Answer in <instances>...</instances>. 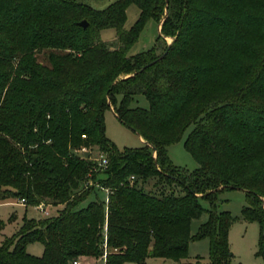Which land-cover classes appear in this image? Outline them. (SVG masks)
I'll return each instance as SVG.
<instances>
[{
  "label": "trees",
  "instance_id": "trees-1",
  "mask_svg": "<svg viewBox=\"0 0 264 264\" xmlns=\"http://www.w3.org/2000/svg\"><path fill=\"white\" fill-rule=\"evenodd\" d=\"M133 4L140 15L126 28ZM162 17L154 44L133 52ZM108 28L113 41L101 37ZM138 95L148 108L132 106ZM108 108L143 146L117 147L106 133ZM193 124L185 145L199 167L189 171L168 147ZM82 147L99 148L108 165L79 154ZM156 178L168 186L159 194L146 188ZM96 185L107 199L92 197ZM230 185L247 193L243 218L263 225L264 0H115L104 8L0 0V203L63 206L53 217L24 218L0 244V264L180 261L202 238L211 241L210 264H230L238 217L218 211V193ZM32 242L44 245L42 256L28 252ZM257 255L264 259L263 237Z\"/></svg>",
  "mask_w": 264,
  "mask_h": 264
},
{
  "label": "rangeland",
  "instance_id": "rangeland-1",
  "mask_svg": "<svg viewBox=\"0 0 264 264\" xmlns=\"http://www.w3.org/2000/svg\"><path fill=\"white\" fill-rule=\"evenodd\" d=\"M92 4L96 8H104L115 0H81ZM128 18L125 24L126 28H130L140 15V9L136 5H131L127 10ZM163 17L160 23L151 20L146 28L144 29L139 42L134 46L133 52H139L150 48L159 32L163 27ZM101 37L105 41H113L116 38V29L108 28L101 32ZM175 36H166L167 43H172ZM41 61H45V55L43 52L38 54ZM133 107H149V101L146 96L138 95L136 96ZM106 133L107 136L117 145L119 149L128 148H139L144 145V141L130 127L122 123L114 114L112 109H107L106 114ZM195 128V124L189 126L182 138L168 147L169 155L173 162L189 171L195 170L199 167V163L195 160L192 154L186 148V141ZM84 147L77 149L79 154L84 157H99L102 153L99 148L87 147L86 151H83ZM93 182V181H92ZM165 180L162 179H151L146 184V188L159 194L162 188H168L166 186ZM160 188V189H159ZM178 188V187H177ZM107 190H104L100 185H96L95 191L92 195L94 197L95 193L99 195L101 199H106ZM180 193V189H178ZM10 203L0 204V218L4 221V227L0 231V244L6 239V237H11L17 233L26 219L41 220L44 217L56 216L61 209H58L59 205H48L44 204L48 213H44L42 208H38L34 205H26L22 203L19 199H12ZM204 207L209 208V203L205 199H201ZM248 197L247 193L242 189H224L218 193V211H229L238 220L232 225L229 232V245L233 256L231 258L230 264H264V259L262 256H258L257 253L260 249V241L263 237L264 241V224L261 225L257 221L249 222L243 218L242 211L245 206H247ZM209 219V213L204 212L201 217L196 218L192 221L191 234L195 235L201 225ZM210 239L202 238L199 240H192L189 245L188 255L186 258L180 261H174L171 259H165L161 257H151L148 258L145 264H210ZM29 253L42 256L44 253V245L40 242H32L27 246ZM84 262V264H106L105 256L99 258L91 257ZM80 263L83 264L82 259H79ZM124 264H139L136 262H126Z\"/></svg>",
  "mask_w": 264,
  "mask_h": 264
},
{
  "label": "built area",
  "instance_id": "built-area-1",
  "mask_svg": "<svg viewBox=\"0 0 264 264\" xmlns=\"http://www.w3.org/2000/svg\"><path fill=\"white\" fill-rule=\"evenodd\" d=\"M86 150H88V149H86V148L83 149V151H86ZM89 158H91V159L97 161V163L99 164L100 167H106V166L108 165V163H109L108 158H107L106 155L103 154V153H101L99 157H95V158H93V157H89ZM130 179H131V181L133 182V181L135 180V176H131ZM21 201L24 203V202H25V199H22ZM37 207H38V208H42L43 211H44V213H46V214L48 213V211L46 210V208H45V206H44V203L38 205ZM74 264H81V263H80V261L75 260V261H74Z\"/></svg>",
  "mask_w": 264,
  "mask_h": 264
},
{
  "label": "water",
  "instance_id": "water-1",
  "mask_svg": "<svg viewBox=\"0 0 264 264\" xmlns=\"http://www.w3.org/2000/svg\"><path fill=\"white\" fill-rule=\"evenodd\" d=\"M80 25L83 26V27H87V25H88L87 20H83V21H81V22H80ZM170 44H171V43H170ZM170 47H171V46L169 45L168 49L162 54V56H160V57L158 58V60L164 58V57L167 55V53L169 52ZM158 60H155V61H153V62L147 64V65L144 66L142 69H146V68L149 67L150 65L156 63ZM236 188L239 189L238 187H236V186H234V185H230V186H229V189H236Z\"/></svg>",
  "mask_w": 264,
  "mask_h": 264
},
{
  "label": "crops",
  "instance_id": "crops-1",
  "mask_svg": "<svg viewBox=\"0 0 264 264\" xmlns=\"http://www.w3.org/2000/svg\"><path fill=\"white\" fill-rule=\"evenodd\" d=\"M142 140L144 141L143 138H142ZM106 192H107V191H106ZM107 195H108V192H107ZM106 199H107V197H106ZM10 202H12V201H7V202H4V203H10ZM22 203H23V202H22ZM0 204H2V203H0ZM58 207H59L58 209H62V208H63L62 205H59ZM88 259H92V258H91V257H84V258H82L83 264H84V262H85L86 260H88Z\"/></svg>",
  "mask_w": 264,
  "mask_h": 264
}]
</instances>
